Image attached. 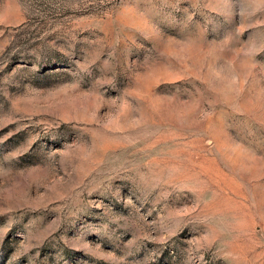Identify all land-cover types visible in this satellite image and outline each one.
<instances>
[{
  "label": "rangeland",
  "instance_id": "obj_1",
  "mask_svg": "<svg viewBox=\"0 0 264 264\" xmlns=\"http://www.w3.org/2000/svg\"><path fill=\"white\" fill-rule=\"evenodd\" d=\"M0 264H264V0H0Z\"/></svg>",
  "mask_w": 264,
  "mask_h": 264
}]
</instances>
